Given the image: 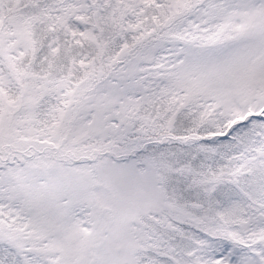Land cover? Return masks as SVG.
I'll list each match as a JSON object with an SVG mask.
<instances>
[{
	"label": "snow or ice",
	"instance_id": "obj_1",
	"mask_svg": "<svg viewBox=\"0 0 264 264\" xmlns=\"http://www.w3.org/2000/svg\"><path fill=\"white\" fill-rule=\"evenodd\" d=\"M0 264H264V0H0Z\"/></svg>",
	"mask_w": 264,
	"mask_h": 264
}]
</instances>
